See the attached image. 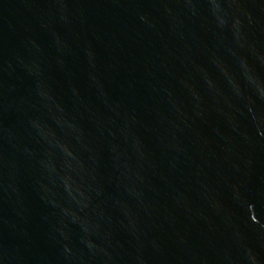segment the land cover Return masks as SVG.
I'll list each match as a JSON object with an SVG mask.
<instances>
[{"label":"water","instance_id":"obj_1","mask_svg":"<svg viewBox=\"0 0 264 264\" xmlns=\"http://www.w3.org/2000/svg\"><path fill=\"white\" fill-rule=\"evenodd\" d=\"M0 264H264V0H0Z\"/></svg>","mask_w":264,"mask_h":264}]
</instances>
